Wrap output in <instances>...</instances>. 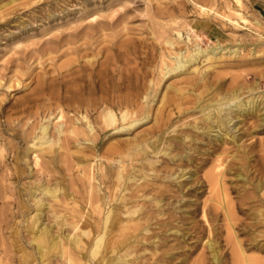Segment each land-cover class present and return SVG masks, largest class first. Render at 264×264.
<instances>
[{
  "label": "bare ground",
  "instance_id": "1",
  "mask_svg": "<svg viewBox=\"0 0 264 264\" xmlns=\"http://www.w3.org/2000/svg\"><path fill=\"white\" fill-rule=\"evenodd\" d=\"M95 18L96 15H92L88 21ZM155 26H157L155 32L166 46L172 47L178 42L180 30L176 26L171 28L176 31L175 39L168 34L166 25L156 22ZM194 37L197 38L193 42L194 45L185 47L184 51L182 49L170 51L168 56L162 53L160 76L178 77L194 74L196 77L184 78L180 81L183 84L181 86L168 84L166 89H173V96L168 98L163 93L160 102L163 105L168 103L169 106H173L172 108L177 107L178 113L181 114L199 113V118L183 123L179 132H176V129L166 132L170 126L180 121V117L177 120L168 117L165 121L156 123L144 134L135 136L134 142L127 140L121 145H112L105 153L111 157V161H114V156L119 157L118 170L111 169L114 166L108 165L109 163L101 161L100 158L95 160L98 156L93 155L96 152L94 148L96 144L93 146V142L97 140V135L101 131L110 128L117 132H127L148 118L146 100L137 103L132 99L139 93L136 87L133 94L127 93L119 97L117 95L115 100V96L109 95L112 89L96 81L98 78L94 80L96 77L92 78L94 72L91 70L90 73L88 72L91 81L83 80V84L76 89L67 86L63 88L62 97L56 103L54 110H51V112L56 111L52 119L48 118L43 123L35 124L31 131L24 133L23 140L28 143L26 152L33 154L32 165L35 167L36 177L23 186L24 194L17 191L16 201L8 203L11 206L9 208L11 225L7 239L3 241L0 236V243L6 245L7 249H2V253L4 252L8 257L13 253L10 244L18 246L20 257H12L13 264H33L36 258L38 264H51L54 258L61 261L59 264H187L190 256L187 258L183 251L181 258L174 262L175 250L181 248L179 239L184 241L188 234V231H185L187 228L181 227L184 218L176 214H184L186 212L184 207L194 202H190L188 198L194 191V183L195 185L205 183L209 190V197L201 204V218L207 229L206 239L204 238L207 244L203 245L209 257L199 260L197 258V262L194 259V263H189L205 264L204 260H210L212 264H264V256L247 254L248 250L257 254L264 252V209L256 208L257 210L245 213L250 222L235 216L238 212H245L241 207L242 198L239 201L235 200V203L238 202L235 204L232 201L233 197L230 198L231 192L228 193L229 189L225 186L224 180L226 173L232 171L236 180L242 182V186L248 183L254 190L261 191L260 195L264 197V180L256 178L250 180L249 174L253 169L250 170L252 155L240 144L244 134L264 131V94H252L245 99L242 96V91L245 89L242 84L231 85L224 89L218 76L214 74L216 78L211 79L207 75L209 71L202 73L201 67L197 64L206 61L208 67H212L213 62L221 58L223 53L219 56L216 54L226 47L211 45L209 49H202L198 45L200 39L196 35ZM229 53L236 55L238 50H230ZM165 56L169 60L173 58L174 61L167 63ZM81 70L87 71L85 68ZM149 81L153 82V79ZM124 87L127 89L128 85L124 84ZM118 88L120 89L121 86L119 85ZM254 89L255 87H248L247 91L252 92ZM197 90L200 91L196 94ZM83 95L88 97L84 98ZM62 102L74 111H84L81 115L84 120L83 127L80 126L77 117H67L64 114ZM74 103L78 105L73 107ZM99 107L102 109L95 121H92L91 111ZM116 108L121 114L120 118L115 113ZM247 118L252 120L247 131L242 133L240 124ZM53 119H56L55 123ZM80 136L91 142L86 145L90 148L88 149L90 154L75 159L78 175L71 179V192H68L64 186L65 180H62L64 176L55 175L57 172L53 167L56 164L59 169L69 171L74 160L71 158L68 145L70 141L80 144ZM1 142L0 138V145ZM226 144L235 147L234 153L227 152L230 155L229 162L225 160L228 155L227 147L224 146ZM11 152L10 158L15 165V171L6 175L1 173L0 185L5 178L11 180V184L16 188L18 185L15 183L24 176L28 178L31 171L23 166V161L27 159L25 156H19V148L12 145ZM1 153L0 149V171L9 157V153L6 157ZM47 154L48 160L45 161ZM157 154L161 156V160H148L150 157H157ZM198 154L200 156L196 157ZM128 158L137 159L138 162L124 165V161L129 160ZM195 159L199 162H195L194 170L185 172L188 162L192 163ZM207 162H210V167L202 176L196 178L197 169ZM174 164H176L175 169L171 166ZM108 167L110 170H107ZM97 177L98 182H96ZM105 179L108 185L105 184ZM0 188L2 189V185ZM78 192H81L84 204L81 211L76 207L77 201L76 198L74 199V195ZM173 197V201H169ZM67 198L75 201L71 212L78 213V218L75 214L63 212L69 204ZM164 199L168 201L164 202ZM262 200L258 199L259 203H264ZM207 202H213V205ZM218 208H221L225 221L223 223L226 249H220L221 247L218 246L216 235L219 228L210 223L216 216ZM167 210L173 215L162 218ZM4 221L6 223L3 226ZM7 225V220L1 218L0 214V234L6 233L4 230ZM259 226L262 229L257 230ZM65 227H70V230L64 232ZM74 229L76 232L71 234V230ZM22 230L25 236L21 234ZM240 234L248 236L246 242L237 239ZM170 236L175 242L177 241V244H168ZM228 252L230 258L227 257Z\"/></svg>",
  "mask_w": 264,
  "mask_h": 264
},
{
  "label": "rangeland",
  "instance_id": "2",
  "mask_svg": "<svg viewBox=\"0 0 264 264\" xmlns=\"http://www.w3.org/2000/svg\"><path fill=\"white\" fill-rule=\"evenodd\" d=\"M92 15H96V18L88 21ZM156 22L166 25L168 34L173 39L177 37V34L171 28L176 26L180 30L178 42H175L172 47L166 46L155 32L157 30ZM195 35L200 39L198 45L202 49H209L211 45L219 48L226 47L216 54L219 56L223 53L221 58L213 62L212 67L209 68L206 61L197 64L201 67L202 73L209 71L207 75L211 79L218 76L223 88L225 87L224 89L231 85L242 84L245 87L242 91V96L245 99L252 94H264V0H0V138L2 140L0 149L4 157L9 153L8 160L3 163L0 175L15 171V165L10 158L12 145L19 148L20 157H26L27 160L23 161V166L31 171L28 178L24 176L15 183L18 185L16 188L11 184V180L2 179L0 214L1 218L8 222L7 228L4 230L6 233L0 234L3 241L7 239L11 225L9 215L11 206L8 203L16 201L17 191L24 194L23 186H26L36 177L35 167L32 165L33 154L26 152L28 143L24 142L23 135L31 131L35 124L53 118L56 111L51 112V110H54L56 103L62 97L63 88L67 86L76 89L83 84V80L91 81L92 78L96 77L94 80L98 78L96 81L101 82L110 90L112 89L109 95L115 96V100H117V95L119 97L127 93L133 94L135 87L138 88L137 92L143 94L138 93L132 99L136 100L137 103L146 100L148 113L146 120L141 121L133 130L127 132H117V130L110 128L104 132L101 131L97 135V140L93 142V146L96 144L94 146L96 152L93 155L98 156L95 160L100 158L101 161L109 163L108 165H113L114 168L111 169L118 170L119 157L114 156V161H111V157L105 153L112 145H121L127 140L134 142L135 136L144 134L156 123L163 122L168 117H174V120L180 117V121L178 120L170 126L166 132L174 129L179 132L183 123L192 122L195 118H199V113L193 114L184 111L185 113L181 114L178 113L177 107L172 108L173 106H169L168 103L163 105L160 102L163 93L168 98L173 96V89H166L168 84L181 86L183 84L180 81L184 78L196 77L194 74L178 77L160 76L159 66L162 53L168 56L170 51L175 52L179 49L184 51L185 47L194 45L193 42L197 40ZM229 49H237L238 53L236 55L229 53ZM166 56L167 63H172L173 58L169 60ZM81 68H85L87 71H82ZM91 70L94 72L92 78L88 75ZM99 79L101 80L99 81ZM152 79L153 82H150L149 80ZM124 84L125 86L128 85L127 89ZM119 85L121 86L120 89L118 88ZM248 87H255V89L248 92ZM199 91L197 90L195 93L197 94ZM97 95L99 96V93ZM83 97L88 96L83 95ZM20 101H24V104ZM62 105L64 114L67 117H77L80 126L83 127L84 120L81 115L84 114V111L78 112L67 108V104L64 102ZM77 105V103L72 104L73 107ZM100 109L102 107L91 111L92 121H95ZM115 113L120 118L121 114L117 108ZM245 120L240 124V132L242 133L247 131L252 119L247 118ZM52 121L55 123L56 119ZM94 126L96 128L95 123ZM79 140L80 144L70 141L68 145L71 158L74 160L69 171L59 169L56 164L53 167L57 172L55 175L64 176L62 180H65L64 186L68 192H71V179L78 175V165L75 159L90 154V148L86 145L91 144V142L86 140L84 136H80ZM240 144L252 155L250 170L253 169L250 171L252 173L249 174L250 180L255 178L264 180V131H257L249 135L244 134ZM224 146L227 147L226 153L235 152V147L232 144ZM245 146H250V149ZM199 156V154L196 155V157ZM228 156L230 155L225 157L226 162H229ZM157 159L161 160V156L158 154L157 157H150L148 160L155 161ZM44 160H48V154ZM137 162V159H129L123 164L131 165ZM193 162H188L189 165L185 166V172L194 170L195 162L199 161L195 159ZM234 162L237 164V160ZM210 165V162H207L198 168L196 178L202 176ZM51 166L50 164L49 167ZM171 166L173 169L176 168V164ZM109 168L107 170H110ZM224 180L225 186L229 189L227 190L228 193L231 192L230 198L233 197L232 201L235 203V200L239 201L242 198L241 207L245 209V212H236L235 216L245 222H250L251 220L246 218L245 213L261 207L264 209V203L258 201V199H264L260 195L261 191L254 190L248 183L246 186H242V182L236 180L232 171L226 173ZM96 182H98V177ZM105 184L108 185L106 179ZM204 185L205 183L202 185L193 184L194 191L189 194L188 198L190 202H194L184 207L186 209L184 214H176L184 218V224L181 227L187 228L185 231H188V234L184 241L179 239L178 243L181 248L175 250L174 262L181 258L182 251L185 252L187 258L190 256L187 259V264L194 263V259L197 262L200 258L209 257L207 249L203 245L204 243L207 244L205 240L207 229L201 218V204L209 197V190ZM74 196L77 201L76 207L81 211L84 205L81 192ZM22 198L26 197L22 196ZM173 199L174 197L170 198L169 201H173ZM67 201L69 204L63 212L75 214L78 218V213L71 212V207L75 201L71 198H67ZM163 201L167 202L168 199ZM212 203L207 202L211 206ZM165 213L162 218L173 215L168 210ZM221 213V208L216 209V216L213 215L210 223L219 228L216 235L218 246L221 247L220 249H226L224 242L226 233L223 223L225 221L223 213ZM5 223V221L2 223L3 226ZM259 227L257 230L262 229L261 226ZM69 230L70 227H65L64 232ZM75 232L74 229L70 233ZM21 234L26 235L23 230ZM247 237L245 234H240L237 239L246 242ZM175 243L177 244V241L175 242L170 236L168 244ZM9 247L13 253H10L8 257L4 252L2 253V249H7L6 245L0 243V254L2 253L0 264H13L12 257H20L18 246L10 244ZM247 254L264 256V252L257 254L251 250H248ZM227 257L230 258L229 252ZM204 261H206L205 264H212L210 260ZM60 262L58 258L51 260V264H59ZM32 263L38 264L37 258Z\"/></svg>",
  "mask_w": 264,
  "mask_h": 264
}]
</instances>
